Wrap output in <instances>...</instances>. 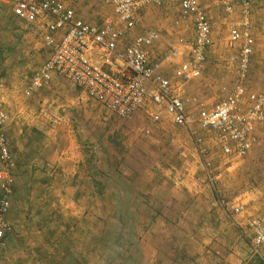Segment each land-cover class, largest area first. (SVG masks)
I'll use <instances>...</instances> for the list:
<instances>
[{
  "label": "rangeland",
  "instance_id": "obj_1",
  "mask_svg": "<svg viewBox=\"0 0 264 264\" xmlns=\"http://www.w3.org/2000/svg\"><path fill=\"white\" fill-rule=\"evenodd\" d=\"M197 1L213 15L214 41L207 49L202 74L184 82L178 72L172 77L173 67L169 72L173 85L184 96H196L212 103L218 99L221 86L234 81L235 67L227 60L235 45H230L227 37L229 27L241 21L243 14L234 0H229L230 11H226L219 0ZM249 1L247 20L256 47L251 56L247 89L253 92L261 89L264 77V0ZM82 3L87 4L84 0ZM100 4L110 13L109 6ZM7 5L5 0H0V21L10 16ZM147 8L141 24L158 30L162 38L153 46V53L150 52L152 59L158 57L160 51H167L172 39L190 37L191 22L180 19L177 23L175 17L180 14L175 15L176 10L178 13L176 5ZM17 22V25L9 24L12 28L7 30L17 28L16 35L13 32L0 35V38L7 35L10 39L7 42L2 38L0 42V68L2 64L5 67L0 74L5 70L9 75L8 70L14 72L17 64H22L26 69L23 75L30 76L32 70L29 69L36 63L35 58H14L11 52L21 53L23 48L29 52L33 42H41V30L35 34L34 24L37 23ZM18 33L25 37L24 41L17 37ZM28 34L30 39H26ZM184 58L177 59L176 65ZM6 61L12 66H6ZM67 100L66 109L55 111L58 117L67 118L62 135L50 132L52 122L44 115L33 127L29 140H24L25 133L20 134L16 165H23L20 157L26 155L28 148L26 166L29 169L10 171L14 178L10 214L18 219L19 213L27 209L23 216L26 215V219L31 216L27 221L30 233L25 225L27 234L17 235V230L12 234L14 223H11L12 235L0 252V264H162L163 256L168 257V264H194V251L201 241L195 237L197 243L194 238L180 233L181 226L187 228L189 221H182L179 211L174 212L178 205L166 202L202 193L212 200L223 197L240 205L242 213L238 216L244 219L264 215V136L246 156L226 158L207 142L210 133L200 130L210 151L204 160L189 133L167 120L163 112L156 123L150 122L147 113L124 120L83 97L78 90L69 91ZM164 120L168 121L163 123L166 127L158 126ZM159 129L166 134L158 139ZM43 151L54 155L53 160L41 156ZM62 154L63 159L64 155L68 156L64 172L57 166ZM206 161L211 164L210 169H204ZM208 173L213 180L208 179ZM62 174L68 176V180L52 185L54 181H50ZM192 181L205 186V190L190 191L186 183L190 185ZM211 202L209 206L214 207ZM231 222L228 221L231 226H238L237 222ZM206 231L210 235L209 230ZM245 240L249 242L250 238ZM173 244L177 246L175 255L171 252ZM184 245L195 248L188 247V252L186 247L180 250ZM168 247L170 254L167 255ZM241 257L242 264H263L252 251Z\"/></svg>",
  "mask_w": 264,
  "mask_h": 264
},
{
  "label": "built area",
  "instance_id": "obj_2",
  "mask_svg": "<svg viewBox=\"0 0 264 264\" xmlns=\"http://www.w3.org/2000/svg\"><path fill=\"white\" fill-rule=\"evenodd\" d=\"M12 15L27 23H43V43L48 55L34 72L28 95L47 85L53 78L69 81L85 95L124 120H131L140 112L148 114L150 122H159L164 112L176 126L185 129L193 139L201 157L209 154L200 130L211 135V146L226 158L246 156L258 142L257 131L264 125V78L261 89L249 91L247 82L251 71L254 37L247 16L249 0H234L242 9V20L229 27L228 42L237 51L228 62L235 65L233 83L221 86V96L212 103L196 96L175 92L171 80L162 72L163 65L187 54L180 63L178 74L184 82L202 74L206 51L212 44L210 23L197 0H101L115 15L114 21L89 24L76 16L66 0H6ZM226 11L229 0H219ZM167 3L178 6L182 20L193 26V41L183 36L158 57L151 58L150 50L159 42L160 33L150 27L142 28L130 41L126 34L139 23L140 11L149 6L163 7ZM58 33H61L57 36ZM5 97L0 83V160L10 159L5 135L8 114L3 108ZM152 107L157 110H153ZM148 110L151 112L148 113ZM146 129L145 133H148ZM211 164L204 162V169ZM208 179L213 180L211 173ZM14 179L7 170H0V252L7 235L12 232L8 220ZM211 205L230 216L239 215L242 207L223 197ZM246 227L251 232L250 248L264 264V215L250 216Z\"/></svg>",
  "mask_w": 264,
  "mask_h": 264
},
{
  "label": "crops",
  "instance_id": "obj_3",
  "mask_svg": "<svg viewBox=\"0 0 264 264\" xmlns=\"http://www.w3.org/2000/svg\"><path fill=\"white\" fill-rule=\"evenodd\" d=\"M82 1L83 0H76V2L73 3L72 0H66L65 3L67 6L73 7L75 10L76 16L78 18L82 19L86 23L99 25V24H101L107 20H109V21L111 20V21L115 22L116 19H115V15L113 14L112 9L110 8L111 11H109V9H108V11L110 13H107V9L105 7L99 6V5H101L100 4L101 0H84L85 3H87V4H83ZM6 2L8 4L7 8L10 11L9 17H11V18L6 17V19L4 21H2V20L0 21V30H2V32H0V35L2 33L8 34V32H9V34L13 32L14 35H16V32L18 30L17 28H16V30L7 31L8 28H12V26L9 27V24L13 23V25H17V23H18L17 21H19V20L12 15L11 4L8 1H6ZM170 5H172V4L167 3L162 8L170 6ZM148 9L149 8H143L140 11V15H139L140 18H139L138 25L126 34L125 39L127 42L130 41L131 38L133 39V37L141 30L140 29L141 27L142 28L149 27V26H144L141 24V19L145 16ZM205 13H206L208 21L210 23V31H211L210 34H211V39H212V43H213L214 32L212 31L213 25H212V21H211V18L213 15H212V12H209V11L208 12L205 11ZM176 14L177 15L181 14V11L179 10V8H178V13L176 10L175 15ZM175 18L178 19V20H176L177 23H178V21L180 23V21L182 20L180 18V15L178 17H175ZM34 25H35V27H34L35 30L33 32H35V34H39V30H41L40 31L41 42H39V43L33 42L32 44H34V45H31L29 52H26L24 48L20 51L21 53L18 52L17 54H15L14 52H11L14 58L18 57V58L25 59L26 56H29V59H31V60H34V58H35L36 63H33L31 69H29V70H32L31 75L30 76H28V75L24 76L23 75L26 73V71H25L26 69H24L25 66H23L22 64H17L16 67H18L19 70L17 69L14 72L8 70L9 75L6 74L5 70H4L3 74H0V83L2 84V91H3L4 97H5V103L3 105V108L6 110L8 116H9L8 121L6 122V125H5V135H6L7 145H8L9 154H10L9 161L3 162L0 160V170H7L10 174H11V172H14V171H22V170H28L29 169V167L26 166V163H27L26 159H27V155L29 154L27 152L28 148L25 149L26 155H24V157H23L24 160L22 157H20L21 161H23V165L19 166V167L16 165V163H17L16 160H18V152L16 149H17V146L19 145V138H21L20 134L25 133L26 136H24V140L25 141L29 140L31 135H32L31 132H33V130H34L33 127L35 126V124H37V121L39 119L43 118L41 116L44 115V118H45V116H47L48 120H50L52 122L50 124H52L53 129H51L50 132H53L56 135H62L61 132L64 129V126L67 124V118H66V116L58 117L55 114L56 113L55 111L57 109L61 110V109L67 108L68 103H69L67 100L69 91L73 92V91L78 90L82 93L83 97L88 98L85 95V93H83L80 89H78L72 83H70L69 81H67L65 79H61V78H53L47 85H45L39 89L33 90L28 95L25 93V90L29 86V83L32 79L34 72L40 67V65L43 63V61L46 59V57L48 55V50L45 48V45H44L43 39H42L43 34L45 33L44 22L43 23L39 22V23L34 24ZM191 26H192V23H191ZM60 34L61 33H58L57 36H59ZM21 35L22 34L18 33L17 37L22 38V41H24L25 37L21 36ZM36 37L37 36H35L34 38H36ZM178 37H182V36H178ZM178 37H176L174 40L170 39L173 42L171 45H173L177 42L176 40L178 39ZM2 38L7 42H9V40H10L7 35H3ZM2 38H0V42H1ZM30 38H31V36L28 34L26 39H30ZM187 38H189V40ZM187 38H185V39L188 42L191 43L193 41V26H192V33L190 34V37H187ZM161 39L162 38L160 35V40ZM160 40H159V42H160ZM227 40H228V37H227ZM13 45L15 47L18 46L15 43H13ZM2 46L8 47L9 45L3 44ZM232 47L234 50H232L230 55L237 51L235 46H232ZM255 47H256V43L254 42L252 55L254 54ZM151 51H152V49L150 50V52ZM152 53H153V51H152ZM161 53H162V51L157 53V55L159 56ZM186 56H187V54H184L183 56H181L177 59L180 60V58H182V57L186 58ZM261 56H263V54ZM177 59H175V61ZM175 61L172 64L162 66L163 74L166 77H168L171 80V82H172L171 78L174 77L175 72H178L179 65L182 62V61H179V64L176 65ZM228 64H230V63L228 62ZM5 65L6 66L11 65L12 66V64L8 63V61L5 62ZM230 65L235 67V65H233V64H230ZM170 67H173L172 68V71H173L172 77H171L170 72H169L171 70ZM4 68L5 67L2 64V68H0V72H2V70ZM202 71H203V69H202ZM173 86L175 88V92H177L181 95H184V94H182V91L180 89H176L175 85H173ZM220 96H221V92H220V95L218 98H220ZM80 97H81V94H80ZM142 113L144 114V112H140L138 114H142ZM53 114H55L54 118H52ZM166 117H164V118H166ZM166 119L169 120L168 118H166ZM167 120H164L163 122L158 123V126H163L162 128H165L166 126H164L165 124H163V123L168 122ZM35 128L37 129V127H35ZM164 134H166V131L159 129V134H158L157 138L158 139L161 138ZM257 135H258V140L259 139L261 140V137L264 136V125L257 131ZM164 139H166V138H164ZM207 142L212 144L211 138ZM41 156H44L49 161H52L54 158L53 157L54 155L50 156V154L48 152L44 153V151L42 152ZM67 160H68L67 154L64 155V159H63V154H62V156H60L61 162L57 163V164H59L57 166L61 167L62 172L66 171L65 168H63V167H65L67 165L66 163H64V161H67ZM53 164L54 163H52L51 165H53ZM47 165H49V164H47ZM192 168H193V166H192ZM30 169H31V167H30ZM73 178L75 180L74 175H72V180H73ZM60 180H61V183L66 182V180H68V176H66L65 174H62L59 178L54 177V179L50 182L54 181L52 183V185H53V184H55L56 181L60 182ZM186 185H187V187H189L190 191H194L195 193H199L200 191L202 192L203 189L205 190V188H206L205 186L197 184L196 182H193V181L190 185L188 183H186ZM211 200H212V198H210L206 194L203 195L201 193V194L193 195V196L192 195L185 196V197H182L181 199L173 198L166 203L178 205L179 207L177 209H174L175 210L174 212L176 213L179 211L180 215H182V217H183L181 219L182 221L183 220L189 221V222H187L188 223L187 228H185L184 226H181L180 233L183 234V236H185L187 238H191V239L194 238V240H195V237H198L199 240L201 241L200 245L197 247V250L194 251L195 252L193 255V257L195 258L194 264H242V261H243V259L241 257L242 254L247 253V252L251 253V248H250V246H248V243H250V241L246 242V240H245L246 237L247 238L249 237L251 239V232L245 225L247 219H244L243 216L241 217L238 215H235V216L227 215L218 207L217 208L216 207H210L209 204H210ZM11 206H12V198H11ZM171 209H173V208L171 207ZM26 210L27 209L22 210V213H19V215L17 216L18 219H16V217L14 218L13 214H10V211H9L8 216H7L8 220L10 223H12V222L14 223V225L12 224L13 225L12 234L15 232V230H17V235H25L28 233L25 231V229H26L25 225L28 224L27 221L29 222L31 220V216L30 217L27 216V219H26V215L23 216V214ZM229 219H231V220H229ZM202 220L203 221L205 220V222H202ZM227 220L230 222L231 221L237 222V225L239 227L236 226L235 224H234L235 225L234 227L231 226ZM193 221H194V223H193ZM27 226H28V230L30 233L29 225H27ZM212 229L215 230L214 233H212L213 232ZM206 230H209V233L212 237L210 235H208V232ZM240 232L242 234H240ZM12 234L7 235L5 242H6V240L10 239ZM173 235H174V233H173ZM195 242H197V241L195 240ZM167 244L169 245V240H167ZM201 244H203V245H201ZM184 247H186V249H185L186 252H188V250H189L188 247H194L195 248V246H192V245H184V246H180L179 248L181 250ZM163 252H165V247L163 249ZM171 252L174 255H175V252H177L176 244H173V249L171 250ZM168 254H170L169 247L167 249V255ZM167 260H168V257L166 259L165 256H163L162 264H165L167 262ZM170 263H172V262L170 261ZM167 264H168V262H167Z\"/></svg>",
  "mask_w": 264,
  "mask_h": 264
}]
</instances>
